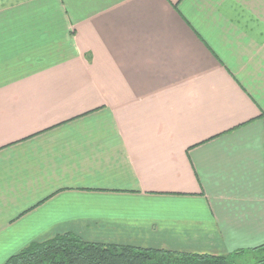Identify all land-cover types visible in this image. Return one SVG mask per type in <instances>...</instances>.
I'll return each instance as SVG.
<instances>
[{"label":"crops","instance_id":"1","mask_svg":"<svg viewBox=\"0 0 264 264\" xmlns=\"http://www.w3.org/2000/svg\"><path fill=\"white\" fill-rule=\"evenodd\" d=\"M66 234L264 244V0H0V264Z\"/></svg>","mask_w":264,"mask_h":264},{"label":"trees","instance_id":"2","mask_svg":"<svg viewBox=\"0 0 264 264\" xmlns=\"http://www.w3.org/2000/svg\"><path fill=\"white\" fill-rule=\"evenodd\" d=\"M4 264H264V244L226 256H210L86 242L66 234L32 243Z\"/></svg>","mask_w":264,"mask_h":264},{"label":"rangeland","instance_id":"3","mask_svg":"<svg viewBox=\"0 0 264 264\" xmlns=\"http://www.w3.org/2000/svg\"><path fill=\"white\" fill-rule=\"evenodd\" d=\"M249 258H251V257H249ZM249 260L253 261V257L251 259H249ZM244 262H245V260L242 261V263H244ZM246 262H249V261H247V259H246Z\"/></svg>","mask_w":264,"mask_h":264}]
</instances>
